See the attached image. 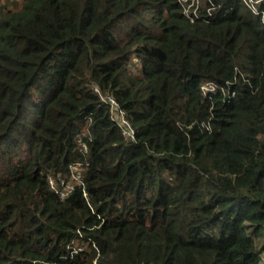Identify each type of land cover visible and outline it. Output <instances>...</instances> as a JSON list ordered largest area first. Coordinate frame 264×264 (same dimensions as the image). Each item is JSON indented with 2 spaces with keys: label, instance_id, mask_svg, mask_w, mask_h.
Masks as SVG:
<instances>
[{
  "label": "trees",
  "instance_id": "trees-1",
  "mask_svg": "<svg viewBox=\"0 0 264 264\" xmlns=\"http://www.w3.org/2000/svg\"><path fill=\"white\" fill-rule=\"evenodd\" d=\"M249 1L196 0V16L0 0V264L261 263L264 0ZM77 164L84 191L61 199L48 178Z\"/></svg>",
  "mask_w": 264,
  "mask_h": 264
},
{
  "label": "built area",
  "instance_id": "built-area-1",
  "mask_svg": "<svg viewBox=\"0 0 264 264\" xmlns=\"http://www.w3.org/2000/svg\"><path fill=\"white\" fill-rule=\"evenodd\" d=\"M263 0H250L249 2L252 4V11L255 13L257 11L255 5L260 3ZM187 3V14L198 15L196 12V8L194 7L196 4V0H184ZM190 6L194 8L191 10ZM264 18V13L262 14ZM201 89L203 92L213 91L215 86L212 83H205L202 85ZM95 93L98 94L99 98L102 102L107 104L109 107V112L111 119L116 122L118 127L120 128L122 135L128 140L135 139V130L130 125L129 120L126 117V113L123 109L120 108L118 101L111 95V94H104L102 93L97 87L94 88ZM83 170L80 165H74L72 167V174L68 180L59 179L56 180L53 176H49L48 184L55 195H57L61 199H65L70 193H72L76 186L84 187L83 182ZM84 191V188H83ZM82 249V248H79ZM264 264V254L261 256V263Z\"/></svg>",
  "mask_w": 264,
  "mask_h": 264
},
{
  "label": "rangeland",
  "instance_id": "rangeland-1",
  "mask_svg": "<svg viewBox=\"0 0 264 264\" xmlns=\"http://www.w3.org/2000/svg\"><path fill=\"white\" fill-rule=\"evenodd\" d=\"M191 10H194V8L192 6H190Z\"/></svg>",
  "mask_w": 264,
  "mask_h": 264
}]
</instances>
